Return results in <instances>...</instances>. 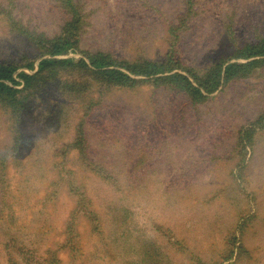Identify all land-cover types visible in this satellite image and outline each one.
Segmentation results:
<instances>
[{
  "label": "rangeland",
  "instance_id": "374dc122",
  "mask_svg": "<svg viewBox=\"0 0 264 264\" xmlns=\"http://www.w3.org/2000/svg\"><path fill=\"white\" fill-rule=\"evenodd\" d=\"M65 1L0 0V63L48 58L27 34H63ZM73 3L78 47L56 59L201 75L264 37V0ZM56 70L20 112L0 104V264H264V64L201 101Z\"/></svg>",
  "mask_w": 264,
  "mask_h": 264
},
{
  "label": "trees",
  "instance_id": "16d2710c",
  "mask_svg": "<svg viewBox=\"0 0 264 264\" xmlns=\"http://www.w3.org/2000/svg\"><path fill=\"white\" fill-rule=\"evenodd\" d=\"M191 3V0H187ZM64 5L72 11L70 22L65 23L66 28L63 34L50 39L42 38V35L27 34L40 50L42 58L34 68L32 62L24 65L11 63H0V104L10 108V112L18 113L23 109L22 101L34 92L39 80L42 81L43 74L57 76V68L64 67L79 69L94 78L106 83L109 87H134L151 81L154 85H167L175 88L192 100H204L207 95L213 93L222 85L236 75H250L252 71L264 64V37L259 38L254 44L245 46L236 51L231 57L233 60H244L245 62H224L211 65L204 74L198 75L182 68L171 59L165 62H153L148 60L125 62L111 58L108 54L100 51L88 53L83 59L76 61L71 59H56L68 50L78 47V39L81 31L80 7L73 3V0H66ZM224 65V67H223ZM26 67L35 72L28 74L18 72V67ZM178 70V71H175ZM190 73L189 75H187ZM16 78L18 80H16ZM22 85L21 88L17 86ZM9 264H18L17 260L9 256ZM25 261V260H24ZM23 264H32L25 261ZM50 264V262H46ZM196 264H201L199 261Z\"/></svg>",
  "mask_w": 264,
  "mask_h": 264
}]
</instances>
